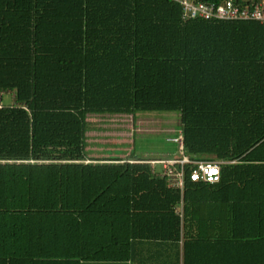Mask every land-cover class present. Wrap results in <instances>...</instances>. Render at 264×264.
<instances>
[{
    "label": "trees",
    "instance_id": "16d2710c",
    "mask_svg": "<svg viewBox=\"0 0 264 264\" xmlns=\"http://www.w3.org/2000/svg\"><path fill=\"white\" fill-rule=\"evenodd\" d=\"M3 91L0 264L178 261V241L187 261L229 237L264 253V24L182 19L170 0H0ZM153 110L178 112L189 159L232 161L217 181L185 163L179 190L150 159L87 155L88 115Z\"/></svg>",
    "mask_w": 264,
    "mask_h": 264
},
{
    "label": "rangeland",
    "instance_id": "374dc122",
    "mask_svg": "<svg viewBox=\"0 0 264 264\" xmlns=\"http://www.w3.org/2000/svg\"><path fill=\"white\" fill-rule=\"evenodd\" d=\"M11 93L0 92V105L14 104ZM87 126V155L100 153V156L122 158L136 155L150 160L181 157L173 141L179 131L177 111L91 114L87 116ZM153 167L156 172H161L160 162H155Z\"/></svg>",
    "mask_w": 264,
    "mask_h": 264
},
{
    "label": "built area",
    "instance_id": "2783aa9c",
    "mask_svg": "<svg viewBox=\"0 0 264 264\" xmlns=\"http://www.w3.org/2000/svg\"><path fill=\"white\" fill-rule=\"evenodd\" d=\"M178 4L180 17L182 19H203V20H250L264 24V0L253 3H242L235 0H170ZM245 1V0H244ZM181 157L166 160H150L149 163L154 170L153 164L160 162L161 172L159 175L166 177L167 186L176 187L181 190L182 178L184 174L183 164L191 163L188 177L192 181H203L212 183L218 180L219 166L232 161L222 160H191L181 152V137L179 133L173 138ZM175 213L180 216V201L174 207Z\"/></svg>",
    "mask_w": 264,
    "mask_h": 264
},
{
    "label": "crops",
    "instance_id": "0c3cea01",
    "mask_svg": "<svg viewBox=\"0 0 264 264\" xmlns=\"http://www.w3.org/2000/svg\"><path fill=\"white\" fill-rule=\"evenodd\" d=\"M90 155L100 156V153L89 154V156ZM203 232H207V234L209 235L213 231L207 229ZM219 242L221 249H217V243L213 241L212 238L194 240L191 244L190 250L186 249L187 256H189V258H187V261H181L179 245L180 243L178 241V261H167V255L166 253H164L162 254L165 258L163 261H136L134 259H129L128 261L112 262L88 261L82 262V264H264V253H251L252 251L244 247L245 244H243L239 240L229 237L227 239H221ZM146 253L147 252L143 254ZM140 255L141 254L139 253V256ZM137 256L138 255L135 254V257Z\"/></svg>",
    "mask_w": 264,
    "mask_h": 264
}]
</instances>
